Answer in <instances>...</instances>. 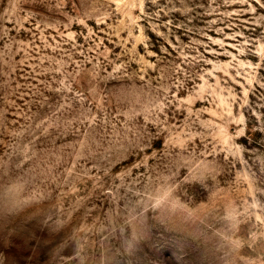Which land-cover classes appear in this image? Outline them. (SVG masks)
<instances>
[{"label":"rangeland","instance_id":"obj_1","mask_svg":"<svg viewBox=\"0 0 264 264\" xmlns=\"http://www.w3.org/2000/svg\"><path fill=\"white\" fill-rule=\"evenodd\" d=\"M0 264H264V0H0Z\"/></svg>","mask_w":264,"mask_h":264}]
</instances>
